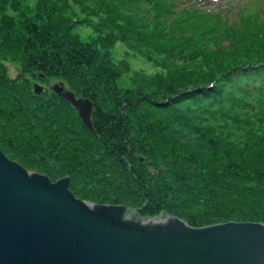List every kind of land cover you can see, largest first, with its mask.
Returning <instances> with one entry per match:
<instances>
[{"label": "rangeland", "instance_id": "rangeland-1", "mask_svg": "<svg viewBox=\"0 0 264 264\" xmlns=\"http://www.w3.org/2000/svg\"><path fill=\"white\" fill-rule=\"evenodd\" d=\"M99 1L59 0V3L67 5L71 19L70 33L57 46L69 51H61L64 54L61 59L67 65L64 69L63 65L61 67V64L54 61V54L57 53L55 50L61 48L42 50L51 60V64L43 65L42 59L35 56L38 53L34 52V47L32 51L24 41L19 44L25 60L6 59L3 57L4 44L0 46V87L7 90L0 95L4 97L9 93L8 104L14 101L19 109L18 113L10 116H0V147L16 152L15 155L26 162L27 171L49 178L52 176L51 182L62 178L58 175L61 172L59 170L63 169L65 173L83 171L84 175L74 180V188L79 192L78 198L87 204L123 205L129 208L133 216L146 220L177 217L165 204L148 196L147 191L154 197L162 195L150 189L155 186V181L149 176L152 173L154 178L157 177V167L155 160L136 146L139 144V147L151 148L146 142H137V139H150L154 134L152 131L147 132L152 129L151 122L158 118V111L167 112L152 107L147 101L139 106L137 112H142L144 119L139 120L135 114L125 111L126 117L132 121L131 140L123 139L121 135L112 139L110 136L122 130L121 118L114 116L115 109L117 110L116 98L129 102L131 99L127 97L140 96L164 102L178 88H190L208 78L216 79L210 83L219 81L218 95L175 105L187 115L188 125L190 129L193 128V132L189 130L188 134H184L180 131L176 137L184 136L182 142L196 137L194 142L197 144L202 141L200 134L210 132L206 133V137L216 135L236 146L255 143L258 150H264V0H236L234 4L239 3L237 7L220 14L211 13L210 16L201 12L186 15L185 10H190L181 5L175 8L174 13H166L157 1L155 4L145 5L143 0H123L124 4L118 0H110L120 11L123 20L125 17L129 20H118L113 24L107 13L110 3L104 9ZM39 2L40 0H0V24L7 32L10 27L19 28L21 19H24L21 24H25V19L35 18ZM203 6L205 5L201 4ZM3 7L5 10H2ZM118 31L125 39L120 37ZM10 36L19 41L17 35ZM75 37L81 45L85 44L83 53L72 51ZM24 38L23 40L26 39ZM3 40L0 38V42ZM106 51L113 64L111 71L104 72L102 68L99 71L103 72V77L113 79V82H108L106 87L92 85L96 79H91L90 76L95 73L79 72L75 55L86 54L98 60ZM81 62L87 64L84 59ZM34 84L46 89L47 98H30ZM17 85L23 86L25 93L22 94ZM55 85L62 86L63 93L69 92L74 96L75 89L82 92L88 88L85 99H99V104L103 106L98 104L99 113L93 117V122L91 120L92 129L100 140L104 141L105 138L104 143L108 147L100 150H112L114 158L99 155L104 158L97 163L96 158L90 157L93 152L82 155L87 152L84 142L79 144L75 137L59 126L56 132L48 129L39 133L38 137L29 132H35L32 127L37 118L44 120L46 126H57L58 121L55 119L62 118L61 113L52 111L55 106L64 103L59 95L52 92ZM89 91L97 94L91 97L87 94ZM76 97L82 96L76 94ZM8 104L4 106L6 110ZM107 104L112 107L113 112L106 109ZM123 104L121 105L124 106ZM132 104L128 105L129 109L133 107ZM46 107L50 108L49 114L43 112ZM168 117L175 127L188 129L182 128V122L178 124L181 120L176 121V116ZM25 121L28 122V129L25 126L23 129L28 134L24 138L21 122ZM160 123L163 127L164 121ZM140 127L143 130L138 132ZM30 134L35 137L33 139L36 142L42 144V149H37L35 141L28 137ZM56 136L61 141L58 145L55 144ZM215 147L216 145L210 150L215 151ZM57 148L62 150L56 153ZM65 154H68L65 159H72L77 155L83 161L63 162L55 159ZM131 155L142 159V163L135 161ZM9 160L19 163L12 158ZM105 199H111L113 203L106 202Z\"/></svg>", "mask_w": 264, "mask_h": 264}, {"label": "trees", "instance_id": "trees-1", "mask_svg": "<svg viewBox=\"0 0 264 264\" xmlns=\"http://www.w3.org/2000/svg\"><path fill=\"white\" fill-rule=\"evenodd\" d=\"M122 1L123 0H118L119 3L124 4ZM156 1L164 10H166H162L163 12L174 13L175 8L180 5L184 6L183 3L187 0H143L142 3L148 5L149 3L155 4ZM188 1V5H194L193 2H191L192 0ZM99 2L104 9L106 4L110 3L108 5L107 13L111 18L112 24L115 22L117 23L118 20L129 22L127 17L123 20L120 11L115 7L113 1L100 0ZM188 5L185 7L189 8L191 12L185 8L186 15L196 14L197 12H201L203 15L205 14L207 16H210L211 13L220 14L219 12H206L205 10L196 9L195 7H189ZM2 10H5V7H3ZM26 12H29V10ZM22 20L24 21V19H21L19 22V28L15 29L14 27H10L8 32L0 24V38L4 39L0 42V46L4 44L5 48V56L3 57L13 60L23 58L24 52L22 51V46H20L19 42L24 41L23 43L27 44L32 51L34 47V52L38 53L35 56L41 58V64L45 65L51 64V60L48 55L43 54V51L61 48L60 50H55L57 53L54 54V61L59 65L61 64V67L63 65L64 69V66L67 65H65L64 60L61 59L62 55H64L61 51H65L64 53H66L67 50L57 46L71 31V26L69 25L71 19L68 15L67 5L65 3H59V0H40L36 9L35 18L25 19V24H21L23 22ZM10 34L17 35L19 41H16V39L11 37ZM118 34L121 38L125 39L119 31ZM58 35L60 37L57 38ZM23 37L27 40L25 38V40H23ZM76 39L78 38H74L72 45L75 47H73L72 51L75 53L78 52L79 54L80 52L83 53L85 49L83 46H85V44L81 45ZM107 53L108 51L102 53L101 56L98 57V60L94 59V57L87 56L86 54H84V56L83 54L75 55L79 62H77V69L79 72H83L84 74L87 72L95 73L90 76L91 79H96L92 85L98 84L99 87H106V85L109 84L108 82H113V79L110 77H103V72L99 71L101 68L104 69V72L111 71V65L113 64L110 63ZM82 59L86 60L87 64H82ZM0 69H2L1 64ZM211 80L216 79L208 78L207 81H201L202 83L196 85L193 84L190 88H178L174 91L171 97L167 96L164 102L152 101L148 100L146 97L140 96L127 97L132 100H129V102H124L121 99L116 98L118 99L117 110L115 109L114 116L121 118L122 130L120 129L114 133L115 135L110 137L113 139L114 137L118 138L121 135L123 139L131 140L130 134H133V132L130 133L132 121L126 117L124 113L125 111L135 114L139 120L144 119L141 114L142 112H137L139 106L146 101L152 107L164 110L163 112H167V114L158 111V118H155V122H151L152 129L147 130V132H154L153 136L150 139H146V141L137 139V142H146L151 148L148 149V146L139 147L140 145L136 144L137 149L142 150V152H145L146 155L155 160L154 164L157 167V177L154 178V174L152 175V173H150L151 175L149 176L155 181V186L150 189L154 190L155 193L162 195L160 197L157 195L154 197L151 192L147 191L148 196L150 198L153 197V199L160 204H165L168 210L174 213L173 215L177 216V218H181V220L191 227H205L226 222L264 224V150H258L255 143H247V145L237 144L236 146L232 142L225 141L223 138L216 135H212L215 138L206 137V133L210 132L200 134L199 136L202 141L197 144L194 142L196 141V137H191L185 142H182L184 136L181 138L176 137L181 133L180 131H183L184 134H188L189 130L192 131L191 129L193 128L190 129L188 125L189 121L187 120V115L180 109L176 108L175 105L184 103L185 101H193L200 97L210 98L218 95L220 92V89H218L219 81H214L211 84ZM17 89L22 94L26 91V89L20 85H17ZM85 91H88V88L84 91L82 90V92L75 89V91H73L75 94L74 97L76 99L88 100L89 98L85 99ZM2 92H7V90L0 87V94ZM76 94L82 97L77 98ZM87 94H90L92 97L97 93L95 91H89ZM8 95L9 93L4 97H1L0 95V116H10L19 111L17 106H15L14 101L8 104ZM47 96L48 93L34 95L32 92L30 98H47ZM61 99L64 103L55 106L52 110L53 113H61L60 115L62 116L61 119H55V121H58L57 126H46L44 120L37 118V122L34 125L38 127H35L34 125L32 127L35 132L28 131L35 134V137H38L39 133L42 134L48 129H52L53 132H56L59 126L62 130L67 131L68 134L75 137L79 144L84 142L87 152L85 151L86 153H82V155H90V151L93 152V156L90 155V157L91 159L96 158L95 160H97V163H100L104 158L99 155L114 158L112 150L107 149L105 152L100 150L103 149V147H108L104 143L105 138L104 141L103 139L100 140L93 132L94 129L89 130L84 126L74 108L63 97H61ZM93 99L94 100H92V98L88 100L93 105L91 116L92 122L96 113H99V99L96 97ZM6 104H8V110L4 108ZM130 104L133 105L131 109L128 108V105ZM100 105L102 104H99V106ZM107 108L109 112H113L112 107L108 106V104L106 109ZM49 109L50 108L46 107L43 112L49 114ZM172 115L176 116V121L179 119L181 120L178 124L180 125V122H182V128L188 129L175 127L174 123L169 121L170 118L168 116ZM33 117H36V115L33 114ZM50 117H53V115H50ZM146 118L149 119L148 116ZM8 120H10V118H8ZM162 121H164L163 127L160 125V122ZM94 122L97 124L96 121ZM27 124V121L21 122V133L24 135V138L28 132L23 129V126L26 127ZM26 129L28 128L26 127ZM140 129L143 130V127H140L138 132ZM32 134H30L31 136L28 135V137L35 141L33 139L35 137H33ZM29 138L26 137V139ZM59 140L60 137L56 136L55 144H60L61 141ZM122 145L123 144L121 143V147ZM214 145H216L215 151H211L210 149H212ZM35 146L38 147L37 149H42V144L39 143V141H35ZM58 149L59 148L55 150L56 153L62 150V148ZM78 149L81 148L79 147ZM85 149H83V151ZM0 150L6 157L18 161L21 166L26 169V162L19 155H15L16 152L5 150L4 147H0ZM49 150L53 151V149ZM67 155L68 154H65L61 158L55 159L63 162H70L71 160V162L82 163L83 161L82 158L77 157V155L72 157V159H65ZM131 157L139 163H142L143 161L139 157H134L132 155ZM32 166L34 165H30V167ZM59 171L61 172L58 173V175L62 178L66 176L69 177V189L73 195L78 198L79 192L74 188V180L79 176H83V171H76L74 173H65L63 169ZM49 179L52 180L53 177L51 176ZM118 188L120 189V187ZM110 200L111 199H105L106 202H112Z\"/></svg>", "mask_w": 264, "mask_h": 264}, {"label": "water", "instance_id": "water-1", "mask_svg": "<svg viewBox=\"0 0 264 264\" xmlns=\"http://www.w3.org/2000/svg\"><path fill=\"white\" fill-rule=\"evenodd\" d=\"M34 95L46 89L34 84ZM92 130L93 105L63 93ZM0 150V264H264V224L191 227L173 216L143 220L123 205L87 204Z\"/></svg>", "mask_w": 264, "mask_h": 264}]
</instances>
